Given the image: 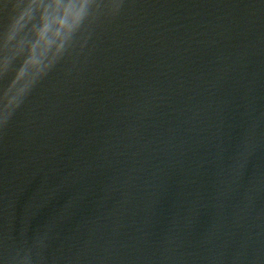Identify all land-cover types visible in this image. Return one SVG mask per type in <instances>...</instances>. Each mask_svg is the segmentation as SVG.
<instances>
[{
	"label": "water",
	"instance_id": "obj_1",
	"mask_svg": "<svg viewBox=\"0 0 264 264\" xmlns=\"http://www.w3.org/2000/svg\"><path fill=\"white\" fill-rule=\"evenodd\" d=\"M0 264H264V0H0Z\"/></svg>",
	"mask_w": 264,
	"mask_h": 264
}]
</instances>
